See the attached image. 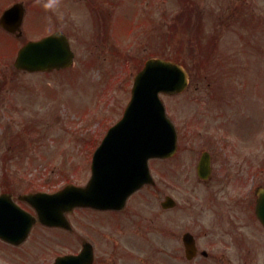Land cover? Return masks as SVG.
<instances>
[{"label":"rangeland","instance_id":"obj_1","mask_svg":"<svg viewBox=\"0 0 264 264\" xmlns=\"http://www.w3.org/2000/svg\"><path fill=\"white\" fill-rule=\"evenodd\" d=\"M10 1L0 0V13L13 2ZM23 1L29 14L25 19L26 33L23 24L20 39H38L46 31H52L54 26L50 24L47 29L48 24L42 21L39 13L43 8L42 1ZM200 2L195 5L199 8L196 7L187 20L178 15L181 6H161L158 36L154 41H170V45H159L158 51L137 45L135 55L154 54L181 62L188 69L190 85L182 95L163 98L177 124L185 126L190 121L192 127L210 126L211 129L230 128L234 124L240 129L225 130L237 135L245 151L249 144L242 141V136L255 134L253 154L256 164H260L264 160V0ZM234 8L237 11L233 26L230 22L219 36L218 31L216 33L219 14L224 13L227 17ZM198 11H201V19L193 17L194 14L198 16ZM163 13L168 16L165 21ZM172 19L176 35L170 39L163 34L167 30L164 25H171ZM61 20L64 31L71 38V20ZM200 21L199 27L197 22L200 24ZM122 33V27H119L116 34L122 36ZM169 33L170 30L166 34ZM214 40L218 47L216 52ZM116 41L125 42L123 39ZM19 42L0 31V84L4 83L0 88V178L6 174L9 179L18 180L21 172H27L28 176L40 173L48 181L49 188L58 187L56 184L61 179H77L68 174L74 166V159L81 158L74 152L77 141L101 136L120 118L130 96L137 65L134 62L126 65L124 57L115 64L113 56L101 54L102 59L109 56L99 64H104V69L84 70L77 64L62 72L23 75L14 71L12 64ZM223 93L229 94L230 98L225 101ZM235 101L238 102L236 111L233 108ZM217 136L221 137V134ZM182 148H185L184 143ZM187 156L183 151L173 164L186 163L181 159ZM171 180L176 182L177 195L185 200L187 182L182 180L180 173ZM263 180L260 178L261 182ZM74 225L87 240L89 223L75 219ZM128 228L122 224L119 228L101 229L99 264H140L124 254L128 250L127 235L132 234ZM79 247L77 241L65 233L35 230L29 242L20 249L0 244V264H52L57 256L73 254ZM140 255L142 259L146 258L145 252ZM260 264H264V259Z\"/></svg>","mask_w":264,"mask_h":264},{"label":"flooded vegetation","instance_id":"obj_2","mask_svg":"<svg viewBox=\"0 0 264 264\" xmlns=\"http://www.w3.org/2000/svg\"><path fill=\"white\" fill-rule=\"evenodd\" d=\"M199 2L200 0H42L40 15L48 26L52 24L58 29H63L62 18L71 20L70 40L75 63L83 69L105 68L104 64H99L107 57L112 58L118 53H135L137 45H144L146 50L150 47L158 51L159 41H154V38L158 36L161 6L183 8L201 4ZM232 17V14L227 17L220 15L219 19L228 20ZM162 18L165 21L168 16L163 13ZM173 24L172 19L171 25H164L167 28L165 32L168 33ZM119 27H122V36L116 34ZM118 39L125 42L120 44L116 41ZM101 54L109 56L102 59ZM131 59L142 60L143 57ZM201 132H196V137H190L199 141L198 144L192 143L193 150L189 147L190 141L186 143V149L191 151L189 159H181L186 163L173 164L176 159L173 157L162 160L166 163L163 167L160 160H152V172L157 184L153 189L135 192L127 199L122 210L77 209L69 216H72L71 220L76 216L75 219L80 223L84 220L89 223V238L94 252L93 264H99L100 260L98 240L101 239V229L119 228L122 224L127 225L132 232L127 235L128 250L124 254L140 264L263 262L264 229L255 214L257 184L254 157L249 148L245 153L238 141H218L212 135L213 130L203 131L205 135ZM225 136L236 138V135L228 131ZM181 137L188 138L184 133H181ZM92 154L84 159L87 161V169L80 166L74 169V173L83 174L85 178L77 182V185H82L87 176L89 177ZM203 154H206L209 163L208 168L200 173L205 178L199 176L198 170ZM176 173L181 174L183 181H190L184 192L185 200L176 199V182L171 180ZM160 177L167 178V189L158 188ZM41 192L54 191L48 189L46 180L40 173L33 175V179H26L20 174L18 180L0 181V193L9 194L19 207L30 214L34 212L29 205L20 201L21 195ZM168 196L172 197L173 204L171 202L170 206L163 208L161 203ZM75 219L72 221L73 226ZM38 227L44 226L37 224L34 229ZM75 232L74 228L67 233L79 242L81 239L78 232ZM183 240L188 245V252L184 248ZM140 252H145L146 258L142 259Z\"/></svg>","mask_w":264,"mask_h":264},{"label":"water","instance_id":"obj_3","mask_svg":"<svg viewBox=\"0 0 264 264\" xmlns=\"http://www.w3.org/2000/svg\"><path fill=\"white\" fill-rule=\"evenodd\" d=\"M22 14L19 5L13 7L1 18V25L8 31H16L21 23ZM12 15L16 16L11 19ZM9 19L11 25L8 27ZM66 47V40L60 34L37 43H30L20 50L15 66L29 71L65 66L59 60L68 55ZM186 84L187 75L178 65L158 59L149 60L143 70L135 76L131 101L124 118L109 130L101 145L102 150L107 144L119 153L115 157V162H108L112 169L124 168L126 174L130 175L132 169L138 167L144 174L135 180L130 176L127 180H121V173L118 172L112 176L96 175L85 188L66 189L58 197L65 198L69 208L74 205L106 206L107 200L109 206L115 207L116 200H124L130 192L148 182L147 159L152 156L164 157L175 149V133L165 116L158 94L180 92ZM98 192L103 194V200L101 196H97ZM71 193L76 194L73 196ZM257 214L264 225V194ZM91 259V247L86 244L79 256L58 258L55 264H90Z\"/></svg>","mask_w":264,"mask_h":264}]
</instances>
